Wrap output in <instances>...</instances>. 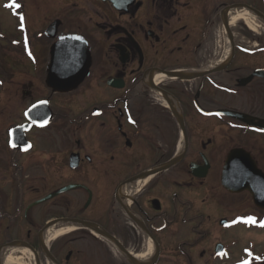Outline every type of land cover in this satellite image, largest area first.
Here are the masks:
<instances>
[{"label": "flooded vegetation", "instance_id": "flooded-vegetation-1", "mask_svg": "<svg viewBox=\"0 0 264 264\" xmlns=\"http://www.w3.org/2000/svg\"><path fill=\"white\" fill-rule=\"evenodd\" d=\"M48 1L23 90L43 98L0 129V264H264L262 243H206L264 232V0ZM52 67L85 73L63 92ZM243 166L260 203L232 190Z\"/></svg>", "mask_w": 264, "mask_h": 264}, {"label": "rangeland", "instance_id": "rangeland-1", "mask_svg": "<svg viewBox=\"0 0 264 264\" xmlns=\"http://www.w3.org/2000/svg\"><path fill=\"white\" fill-rule=\"evenodd\" d=\"M21 1L24 4L26 14L25 26L27 34L29 33V38L34 41L32 55H37V59L31 62L33 58H30L31 61H29V58L24 54L25 49H22L21 45L16 47L11 46L12 40L20 39V36H16L17 21L13 15L14 11L7 8L12 0H0V31L6 36L5 39L0 38V80L4 82L2 86L0 85V129L4 131L14 123L13 121H17L16 118L20 116L22 109L31 103V101L43 98L44 92L40 90L41 88L39 89L41 93H37L35 98L30 97L31 99L24 97L23 90H27L32 77L35 81H38L36 84L43 82L46 78L45 72H41L38 66V60L45 54L43 49L45 39H37L36 34L37 32H42L49 23V15L55 16L59 14V4L52 1ZM68 31L74 32L75 30L71 28ZM38 52L39 54H37ZM56 97L55 95L53 98L56 101H53L55 106L58 105L60 100L59 97ZM226 217L234 218L230 213ZM210 233L211 236L206 243H214L218 239L226 243H236V238L239 236V243H243L244 246L249 243H262L263 245H259V250H264V237L262 238L261 236L264 235V232L261 231H242L240 228H235L232 230H222L220 234L212 228Z\"/></svg>", "mask_w": 264, "mask_h": 264}, {"label": "water", "instance_id": "water-1", "mask_svg": "<svg viewBox=\"0 0 264 264\" xmlns=\"http://www.w3.org/2000/svg\"><path fill=\"white\" fill-rule=\"evenodd\" d=\"M65 45H66V43L56 45L53 48V52H55L58 49L64 47ZM84 73H85V67L83 68V71L80 72V74H79V76L77 78H75L74 80H70L67 83L61 84V82L59 81V79H60L59 78L60 71H56L54 69V67H52L51 70H50L49 76H48V84L53 89L58 90V91H63V92L70 91V90H72L75 87V84L77 82H79V80H81V77L84 75ZM239 155H242V154L240 153ZM236 157L237 156H234L233 159L236 158ZM246 158L248 159V157L245 156V159ZM237 159H239V157ZM244 167H248L251 171H252V169H254V166H243V168ZM245 170H246V168H244L243 176L240 177V181H239V184H240L239 186L240 187L238 189H232V190L233 191H241V190L247 189L254 195L255 201L257 203H260L262 200H261L259 194H257V192H258L257 189L254 187L255 181L252 180V178H251L252 174L253 175H255V174L252 173L250 175V173H248Z\"/></svg>", "mask_w": 264, "mask_h": 264}, {"label": "bare ground", "instance_id": "bare-ground-1", "mask_svg": "<svg viewBox=\"0 0 264 264\" xmlns=\"http://www.w3.org/2000/svg\"><path fill=\"white\" fill-rule=\"evenodd\" d=\"M238 17H242V18H244V19H246V20H250V18H252L251 17V14H249V13H247L246 11H243V12H241V14L238 16ZM255 26L254 24H251V26ZM61 232L59 231H57V232H55V231H52L51 232V235H50V237L53 239L56 235H58V234H60ZM262 236V238L264 237V235H261ZM260 237V236H259ZM147 247L150 249V252L152 251V249H153V246H152V243H151V241L150 240H148V243H147ZM13 252H16L15 250L13 251ZM21 254H27V251H21L20 252ZM28 255V254H27Z\"/></svg>", "mask_w": 264, "mask_h": 264}, {"label": "snow or ice", "instance_id": "snow-or-ice-1", "mask_svg": "<svg viewBox=\"0 0 264 264\" xmlns=\"http://www.w3.org/2000/svg\"><path fill=\"white\" fill-rule=\"evenodd\" d=\"M9 7H15V8H19L20 4L16 3L15 0H12V3L8 5ZM14 146V145H13ZM251 219V218H250ZM252 222H254V220H252Z\"/></svg>", "mask_w": 264, "mask_h": 264}]
</instances>
